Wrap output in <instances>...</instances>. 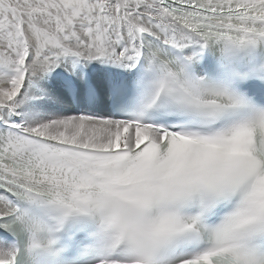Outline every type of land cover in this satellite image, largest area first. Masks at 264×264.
Wrapping results in <instances>:
<instances>
[{"label":"snow or ice","instance_id":"obj_1","mask_svg":"<svg viewBox=\"0 0 264 264\" xmlns=\"http://www.w3.org/2000/svg\"><path fill=\"white\" fill-rule=\"evenodd\" d=\"M0 264H264V0H0Z\"/></svg>","mask_w":264,"mask_h":264}]
</instances>
